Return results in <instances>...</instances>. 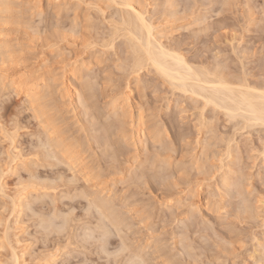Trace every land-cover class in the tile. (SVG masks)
<instances>
[{
  "label": "rangeland",
  "instance_id": "1",
  "mask_svg": "<svg viewBox=\"0 0 264 264\" xmlns=\"http://www.w3.org/2000/svg\"><path fill=\"white\" fill-rule=\"evenodd\" d=\"M1 1L0 264H264V125L134 67L123 24L264 89V0Z\"/></svg>",
  "mask_w": 264,
  "mask_h": 264
},
{
  "label": "bare ground",
  "instance_id": "2",
  "mask_svg": "<svg viewBox=\"0 0 264 264\" xmlns=\"http://www.w3.org/2000/svg\"><path fill=\"white\" fill-rule=\"evenodd\" d=\"M1 2L7 8L9 2L7 0H2ZM133 13L134 15L129 13V16L127 14L126 17L123 16L124 23H122L125 25L128 35L137 42V44L132 43V51L136 55L133 57V64L136 65L134 67H140L146 61L148 62L146 64L150 65L159 74L171 81L172 85L174 83L175 86L176 83L177 88L180 87L184 91H187L188 86L192 93H197V95L203 94L206 101L225 109L230 117L240 115L245 119V122L254 121V123L258 122L264 125V89L250 86L241 80L233 83L216 74L209 76L210 73L202 69H192L182 59V56L164 47L159 41L153 38L151 26L145 22L139 11L133 8ZM22 70L12 75L10 83L13 85V88L23 92L24 99H26L30 106H37L43 97L44 89L47 87L44 88L45 83L39 85L26 82L24 76L27 74V68L23 67ZM78 75L79 73L77 71H72L68 77L76 79ZM68 148L65 149V153H68L69 159L74 161L78 160V163H80L79 166H81L82 160L79 162L80 157L78 152Z\"/></svg>",
  "mask_w": 264,
  "mask_h": 264
}]
</instances>
